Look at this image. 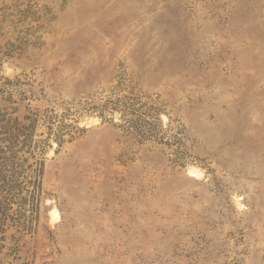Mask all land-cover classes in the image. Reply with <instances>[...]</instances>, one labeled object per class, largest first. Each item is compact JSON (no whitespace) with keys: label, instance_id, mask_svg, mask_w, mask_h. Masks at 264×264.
<instances>
[{"label":"rangeland","instance_id":"rangeland-1","mask_svg":"<svg viewBox=\"0 0 264 264\" xmlns=\"http://www.w3.org/2000/svg\"><path fill=\"white\" fill-rule=\"evenodd\" d=\"M0 140V264H264V0H0Z\"/></svg>","mask_w":264,"mask_h":264},{"label":"trees","instance_id":"trees-1","mask_svg":"<svg viewBox=\"0 0 264 264\" xmlns=\"http://www.w3.org/2000/svg\"><path fill=\"white\" fill-rule=\"evenodd\" d=\"M10 139H13V138H11V137H9ZM1 141V140H0ZM12 145L13 144H9V145H7V148H8V150H12ZM2 145H1V142H0V154H2L3 152H5V150H2ZM0 159H4V160H8V158L6 159V157H4V156H2V155H0Z\"/></svg>","mask_w":264,"mask_h":264},{"label":"bare ground","instance_id":"bare-ground-1","mask_svg":"<svg viewBox=\"0 0 264 264\" xmlns=\"http://www.w3.org/2000/svg\"><path fill=\"white\" fill-rule=\"evenodd\" d=\"M56 215L53 216V218H55Z\"/></svg>","mask_w":264,"mask_h":264}]
</instances>
